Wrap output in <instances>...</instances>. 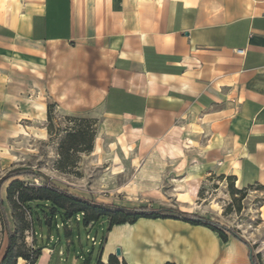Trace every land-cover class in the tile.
Listing matches in <instances>:
<instances>
[{
    "label": "crops",
    "instance_id": "1",
    "mask_svg": "<svg viewBox=\"0 0 264 264\" xmlns=\"http://www.w3.org/2000/svg\"><path fill=\"white\" fill-rule=\"evenodd\" d=\"M40 76L67 113L98 112L102 127L130 132L143 148L169 138L158 147L162 159L180 160L183 122L200 120L231 144L219 173L238 189L264 188V0H0V110L18 94L14 82ZM142 166L117 194L163 196L140 186ZM64 231L66 263L81 264L69 247L73 230ZM38 247L34 264L64 261L51 230ZM249 250L203 226L139 219L107 231L95 264L110 256L119 264H252Z\"/></svg>",
    "mask_w": 264,
    "mask_h": 264
},
{
    "label": "rangeland",
    "instance_id": "2",
    "mask_svg": "<svg viewBox=\"0 0 264 264\" xmlns=\"http://www.w3.org/2000/svg\"><path fill=\"white\" fill-rule=\"evenodd\" d=\"M30 79L34 84L31 80L14 82L19 92L6 97L0 110V210H3L11 231L16 223L6 197L10 185L19 181L32 194L30 189L34 191L47 181L105 206L164 207L194 213L233 230L252 251L254 263L264 264V188L238 189L233 178L227 179L219 173L218 163L227 164L230 160L229 141L216 140L198 119L185 121L180 135L179 146L183 152L178 155L180 160L171 153L162 159L158 147L163 142L170 144L169 138L150 148L140 147V142L130 132L121 128L113 132L102 127V116L98 112L70 114L63 111L41 85V76ZM191 163L198 166L192 167ZM140 164L143 166L139 177L147 180L140 186L149 191L157 187L163 195H155L159 199L132 201L116 193L138 171ZM17 171L32 172V175L4 180L8 174ZM183 179L185 182L178 183ZM173 190H178L177 201ZM184 200L192 206L183 204ZM16 215L18 224L22 215L30 221L24 209L16 210ZM39 215V221L33 217V229L39 237L31 231L25 233L27 248L35 237L41 246L51 230L56 240L61 236L65 253L63 262L54 258V263L67 264L64 228H68L73 230L69 247L72 246V252L77 251L81 264L96 263L108 231L104 217L86 231L82 216L65 225L57 218L50 225ZM91 239H94V245ZM6 244L7 235L0 224V255Z\"/></svg>",
    "mask_w": 264,
    "mask_h": 264
},
{
    "label": "trees",
    "instance_id": "3",
    "mask_svg": "<svg viewBox=\"0 0 264 264\" xmlns=\"http://www.w3.org/2000/svg\"><path fill=\"white\" fill-rule=\"evenodd\" d=\"M29 174L32 175V172L17 171L8 174L4 180ZM227 179H231V177H227ZM30 190L34 193L29 194L27 188H24L19 181H15L6 192L7 201L12 209V219L15 221L16 226L14 231H11L3 210H0V224L7 235V244L0 264H16L18 259H22L27 264L35 263L43 248L38 247L35 249L36 237L33 238L30 248H27L24 243V236L25 233L30 231L32 235H35L33 217L35 216L36 220L39 221V213L44 216L46 223L50 225L56 222L57 218L65 225L74 219L77 221L78 216H82L84 227H88L89 225L94 227L99 222V219L104 217L108 223V230L115 225H132L139 219H174L192 226L206 227L217 233L223 242L230 236L246 244L233 230L219 226L215 222L194 213L164 207L153 209L146 207L125 208L105 206L93 200L73 195L67 190L61 189L47 181L42 187L34 191L33 189ZM21 209L28 212L30 221L22 215L20 217V224H18L16 210ZM251 261L252 264H255L253 255L251 256ZM98 264L102 263L99 262ZM107 264H119V262L115 257L110 256Z\"/></svg>",
    "mask_w": 264,
    "mask_h": 264
},
{
    "label": "bare ground",
    "instance_id": "4",
    "mask_svg": "<svg viewBox=\"0 0 264 264\" xmlns=\"http://www.w3.org/2000/svg\"><path fill=\"white\" fill-rule=\"evenodd\" d=\"M37 106V105H36ZM38 107V106H37ZM41 108V107H40ZM179 182H185V180L183 179L182 181H178V183ZM186 185V184H185ZM179 187H182V185H179ZM188 194V193H187ZM183 204H187L188 206H192V203L191 202H187V200L185 201H183L182 202ZM19 260V262H21L22 260L21 259H18Z\"/></svg>",
    "mask_w": 264,
    "mask_h": 264
},
{
    "label": "water",
    "instance_id": "5",
    "mask_svg": "<svg viewBox=\"0 0 264 264\" xmlns=\"http://www.w3.org/2000/svg\"><path fill=\"white\" fill-rule=\"evenodd\" d=\"M249 255H250V258H251V256H252V251L251 250H249ZM115 256L116 257H119L120 256V250L119 249H116L115 250Z\"/></svg>",
    "mask_w": 264,
    "mask_h": 264
},
{
    "label": "built area",
    "instance_id": "6",
    "mask_svg": "<svg viewBox=\"0 0 264 264\" xmlns=\"http://www.w3.org/2000/svg\"><path fill=\"white\" fill-rule=\"evenodd\" d=\"M237 54L242 55V54H243V51L238 50V51H237ZM91 240H92V244L94 245V242H95L94 239H91ZM26 264H27V263H26Z\"/></svg>",
    "mask_w": 264,
    "mask_h": 264
}]
</instances>
